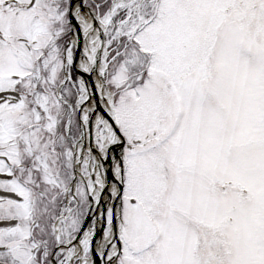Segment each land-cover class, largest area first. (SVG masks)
<instances>
[{
	"label": "snow or ice",
	"instance_id": "1",
	"mask_svg": "<svg viewBox=\"0 0 264 264\" xmlns=\"http://www.w3.org/2000/svg\"><path fill=\"white\" fill-rule=\"evenodd\" d=\"M0 264H264V0H0Z\"/></svg>",
	"mask_w": 264,
	"mask_h": 264
}]
</instances>
